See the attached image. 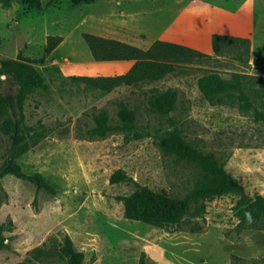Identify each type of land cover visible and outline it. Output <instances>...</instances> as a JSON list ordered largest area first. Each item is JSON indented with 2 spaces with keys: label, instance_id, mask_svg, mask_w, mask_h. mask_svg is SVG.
I'll return each instance as SVG.
<instances>
[{
  "label": "rangeland",
  "instance_id": "374dc122",
  "mask_svg": "<svg viewBox=\"0 0 264 264\" xmlns=\"http://www.w3.org/2000/svg\"><path fill=\"white\" fill-rule=\"evenodd\" d=\"M206 9H225L239 21L254 22L252 38L220 40L215 50L213 30L233 20L211 17ZM84 34L142 50L155 41L176 43L210 58L176 64L161 80L107 93L74 78L123 75L134 62L95 61ZM206 35L214 48L210 54L203 52L209 48ZM50 36L62 41L44 65H35L45 87L25 101L22 141L29 151L17 163L26 174H41L54 193L13 175L0 179L5 238L0 264H42L35 250L57 256L66 236L84 253V264H264V231H237L240 196L207 201L202 215L196 214L200 203L191 200L190 214L171 229L126 219L120 201L139 187L191 197L199 168L157 144L173 131L212 154L248 199L264 197V0H42L41 10L0 0V62L20 53L42 58ZM211 73L229 83L213 103L198 88V80ZM2 80L3 93L15 95L17 87L6 76ZM153 89L178 91L172 112L150 107ZM117 101L136 112L135 130L91 138L92 115L107 110L114 126ZM11 117L0 108V171L11 154L12 139L3 128ZM119 170L126 180L111 184Z\"/></svg>",
  "mask_w": 264,
  "mask_h": 264
},
{
  "label": "trees",
  "instance_id": "16d2710c",
  "mask_svg": "<svg viewBox=\"0 0 264 264\" xmlns=\"http://www.w3.org/2000/svg\"><path fill=\"white\" fill-rule=\"evenodd\" d=\"M22 4L33 10L42 9V0H19ZM75 4L91 3L93 0H72ZM83 39L92 55L98 62L133 61L130 70L113 77H75V80H84L89 84L109 93L115 88L125 85L132 86L144 81L152 82L164 78L175 69L179 63L193 62L208 59L210 56L176 43L155 41L147 50L136 46L107 39L92 34H84ZM234 38L215 35L213 46L216 50L220 40ZM239 40V39H238ZM61 37L50 36L47 38L44 54L40 59H30L22 53L15 60H2L0 62V108L11 112V119L7 120L3 128L11 136L12 148L9 159L0 171V179L6 175H13L35 185L39 190L54 193L51 185L39 173L26 174L17 160L29 151V146L23 143V109L28 97L39 89L45 87V80L35 65H44L58 45ZM2 76H6L11 84L17 87L15 95H5L2 91ZM229 83L219 74L211 73L198 80V88L204 97L211 103L223 95ZM149 105L163 115L172 112L178 103V91L168 89L161 92L153 89L149 92ZM117 122L111 125V118L107 110H102L92 115L94 127L89 131L91 138H104L113 129L118 131H134L136 127V112L125 101L116 102ZM136 135V138H141ZM160 149L168 155L175 156L177 160L195 165L200 170V177L195 185L191 197L184 199L168 197L158 194L145 187H139L133 194L121 197L124 204L125 218L130 221L141 222L146 225L171 229L180 226L185 217L191 212V200L199 202L196 214L202 215L206 210L205 203L227 195L240 196L238 202L239 224L237 231L245 229L264 231V197L257 196L248 199L243 193L238 180L231 177L223 164L212 154L204 153L198 147L186 141L178 131L166 133L158 138ZM126 180V174L119 170L111 178V184L121 183ZM251 214V220L246 216ZM4 228L0 226V248L5 246L3 236ZM36 258L42 264H84V253L78 252L70 237L66 236L57 256L43 251L35 250ZM140 264H144L142 260Z\"/></svg>",
  "mask_w": 264,
  "mask_h": 264
},
{
  "label": "crops",
  "instance_id": "0c3cea01",
  "mask_svg": "<svg viewBox=\"0 0 264 264\" xmlns=\"http://www.w3.org/2000/svg\"><path fill=\"white\" fill-rule=\"evenodd\" d=\"M220 10V11H218ZM206 11H208V15H210L211 17L214 15L217 16H227L229 18H231L230 23L228 22L227 19V23L224 26H219L218 28H215L213 31H215L214 33L216 35H221V36H225V37H230V38H236V39H240V40H245V39H249L252 38L253 34H254V22H248L246 23V21H239L237 20L234 15L235 13L232 14V12H229L228 10L225 9H217L215 11H209V9H206ZM206 37L208 38L207 40H209V48H207L206 50H204L203 52L205 53H213L214 52V48L213 46L210 45V37L208 35H206ZM200 50V49H199ZM198 50V51H199Z\"/></svg>",
  "mask_w": 264,
  "mask_h": 264
},
{
  "label": "clouds",
  "instance_id": "9594fccd",
  "mask_svg": "<svg viewBox=\"0 0 264 264\" xmlns=\"http://www.w3.org/2000/svg\"><path fill=\"white\" fill-rule=\"evenodd\" d=\"M246 216H247V218H248L249 220H251V214H250V213H247Z\"/></svg>",
  "mask_w": 264,
  "mask_h": 264
}]
</instances>
